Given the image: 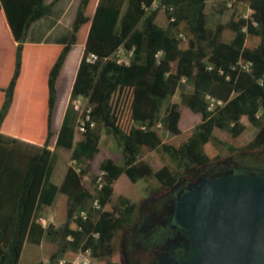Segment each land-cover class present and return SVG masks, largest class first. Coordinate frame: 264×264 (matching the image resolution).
Wrapping results in <instances>:
<instances>
[{
	"label": "trees",
	"instance_id": "obj_1",
	"mask_svg": "<svg viewBox=\"0 0 264 264\" xmlns=\"http://www.w3.org/2000/svg\"><path fill=\"white\" fill-rule=\"evenodd\" d=\"M229 1L227 7L225 0H157L151 7L152 0H79L68 38L43 73V133L34 142L1 128L20 78L27 30L57 0H0V34L15 42L11 70L0 75V264H18L25 244L40 251L28 264H41L43 256L71 257L83 248L91 250L96 264H118L113 240L128 226L135 207L122 192L114 194L121 174L129 180L124 189L147 178L168 186L186 169L223 159L225 152L264 150V84L258 83L264 75V0ZM243 5L251 9L246 18ZM209 8L219 14L229 11L223 21L209 26ZM158 12L163 16L160 23ZM118 45L132 49L129 65L116 64L111 57ZM88 53L97 59L87 62ZM182 76L189 89L162 110L163 101L183 84ZM206 94L222 105L208 108ZM77 95L87 98L95 125L75 138L72 100ZM183 107L199 114L200 120L180 129ZM23 111L34 116L38 107ZM156 122L160 127H154ZM247 125L253 127L251 135L240 143ZM101 127L118 141L121 164L100 147ZM160 129L171 136L163 139ZM214 129L225 131V138L219 140ZM60 148L61 167L66 166L60 173L61 167L57 169L60 179L54 182L51 175ZM152 151L162 161L161 153H167L176 167L163 162L153 169L145 160ZM247 157L251 176L263 179L260 157ZM68 160H74L79 173ZM83 173H89L93 183L99 175L100 186L85 187ZM57 194L63 195L58 218L48 211L55 225L43 227L36 219ZM94 200L97 208L92 207Z\"/></svg>",
	"mask_w": 264,
	"mask_h": 264
},
{
	"label": "flooded vegetation",
	"instance_id": "obj_2",
	"mask_svg": "<svg viewBox=\"0 0 264 264\" xmlns=\"http://www.w3.org/2000/svg\"><path fill=\"white\" fill-rule=\"evenodd\" d=\"M245 154L253 152L190 167L173 184L145 195L134 207L128 226L119 230L118 264H192L199 254L187 223L192 194L202 180L213 183L251 176Z\"/></svg>",
	"mask_w": 264,
	"mask_h": 264
},
{
	"label": "water",
	"instance_id": "obj_3",
	"mask_svg": "<svg viewBox=\"0 0 264 264\" xmlns=\"http://www.w3.org/2000/svg\"><path fill=\"white\" fill-rule=\"evenodd\" d=\"M186 214L199 251L192 264H264V178L202 180Z\"/></svg>",
	"mask_w": 264,
	"mask_h": 264
},
{
	"label": "rangeland",
	"instance_id": "obj_4",
	"mask_svg": "<svg viewBox=\"0 0 264 264\" xmlns=\"http://www.w3.org/2000/svg\"><path fill=\"white\" fill-rule=\"evenodd\" d=\"M68 1L69 0H57V2L53 5L51 9V12L47 16L33 22L30 25L29 32L27 34V40L30 41L35 38H38L42 34V31L44 32L45 28H47L49 30L47 33L48 39H52V37L54 38L55 36L58 35L60 38V42L66 41L70 32L71 22L74 17L75 10L78 4V0H71L68 8L64 11V8ZM216 1L219 0H208L209 3H213ZM225 1H229V0H225ZM242 9L243 11L245 10V5H243ZM228 11L229 10H224L223 13L219 14L209 8L207 13V24L211 26L217 20L223 21L227 17ZM88 14H90V12H88ZM161 20L163 21V16L161 12H158L156 16V21L160 23ZM82 36L83 35H81L77 39L76 50H78L80 42L83 40ZM12 44L13 41L7 34H3V33L0 34V75L6 74L8 69L11 70V66L13 62ZM29 46L30 45L26 46V49H29ZM188 89H189V83L187 82L179 85L176 93L170 98L163 101L161 109L163 110L164 106L168 102L178 100L180 91L188 90ZM199 120H200L199 114H194L187 107H183L178 121V126L180 129L189 128ZM252 129L253 127L251 125H247V127L238 137L240 143H245L248 140L249 136L251 135ZM159 134L163 139H166L171 136L169 132L163 129L159 130ZM214 135L219 140H223L226 136V133L223 130L214 129ZM100 136H101L99 140L100 147L109 150V152L114 156L116 161L121 164L122 156L118 141L115 138L111 137L108 133H106L102 127L100 131ZM216 146L220 151L222 152L224 151L220 144H216ZM63 150L64 149L60 148V152L58 153V160L54 165V169L51 175V179L54 182H58L60 179V177L58 178V175H56V171L62 165ZM251 152H253V154L250 155L245 154L243 156L247 164L251 165V162H249L247 156H250L251 158L254 159L260 157L259 161L264 163V154L261 153V148H256ZM236 153L240 154L238 153V151H236V152H232V154L225 152V155L230 154L237 156ZM161 157L163 161L158 157V155L155 152L152 151L145 156V160L153 169L158 168V166L163 162H165L171 168L176 167L177 165L176 161L173 158H171L167 153L162 152ZM64 166H66L65 163ZM63 167H61L59 173L62 171ZM128 181H129L128 178L124 174H121L116 181L114 194L122 192L131 201L135 203V206L139 204L140 200L145 195L163 187V185H161L155 178H147V179H140L135 183H130V185L127 186L126 189H124L123 185L126 184ZM89 187L90 186H88V188ZM62 198H63L62 194H57L52 204L44 208L46 212L48 211L53 212L55 219L58 218L60 211V203L62 201ZM53 225H55V221H53ZM113 243L118 249L119 231L116 233ZM38 256H40V251L36 246L31 244H25L22 250V254L19 258L18 264H28L30 262H33Z\"/></svg>",
	"mask_w": 264,
	"mask_h": 264
},
{
	"label": "crops",
	"instance_id": "obj_5",
	"mask_svg": "<svg viewBox=\"0 0 264 264\" xmlns=\"http://www.w3.org/2000/svg\"><path fill=\"white\" fill-rule=\"evenodd\" d=\"M70 2L71 0L67 2L64 11L68 8ZM94 4L95 2L92 3V8ZM48 14H46L45 16H47ZM41 18H39L38 20H40ZM29 28L27 30V34L29 32ZM86 30L87 26L84 29V34L86 33ZM48 31L49 30L45 28L44 32L42 31V34L38 38L30 41L27 40L26 34L22 52V70L20 78L15 87L12 106L8 114L4 118L1 128V132L3 133L34 142L40 141L43 133V116L41 113V107L43 106L45 99L44 86L42 82L43 73L51 63L53 55L56 53L57 48L65 43V41L60 42V38L58 35L54 38L52 37V39H48ZM14 45L15 42L13 41L12 46ZM28 45H30L29 49H26V46ZM32 106L34 108L38 107V112H35L34 116H29L26 111L23 110H25L26 108H31ZM47 213L48 212H46V210L44 209L38 215L36 219L38 223H40V220L44 218ZM45 240H48V238L45 237Z\"/></svg>",
	"mask_w": 264,
	"mask_h": 264
},
{
	"label": "built area",
	"instance_id": "obj_6",
	"mask_svg": "<svg viewBox=\"0 0 264 264\" xmlns=\"http://www.w3.org/2000/svg\"><path fill=\"white\" fill-rule=\"evenodd\" d=\"M157 5V0H152L151 7H155ZM231 5V1H227L226 6L229 7ZM251 12V9L245 5V10L242 12V16L244 18L248 17ZM160 51H157L155 56H158ZM133 56V51L130 48H125L122 45H118L113 50L111 57L113 58L114 62L119 65H129L131 58ZM106 58V57H105ZM104 58V59H105ZM97 59V56L93 53H88L85 57L87 62H94ZM185 77H180L179 83H184ZM259 84H264V75L259 77L258 79ZM205 99L208 101V108H213L214 106L222 105V101L220 99H216L209 94H206ZM72 108L76 111V118H75V138L78 136L79 133L84 132L87 128L94 127L95 123L91 118L90 114V106L87 102V98L82 95H77L72 100ZM154 127H160V123L156 122ZM140 128L144 129L145 125H140ZM67 165H70L77 173L80 172V168L75 165L74 160H68ZM82 184L88 188V186H92V184H97L100 186L99 183V175L95 178L94 183L91 180V176L89 173L80 174ZM89 187V188H90ZM92 207L97 208L98 203L96 200L92 202ZM79 215L84 218L86 216V212L84 210L79 212ZM54 217L51 212H48L47 215L40 220V223L43 227L53 224ZM69 238V237H67ZM41 264H96V259L92 256L91 250L89 248H83L76 252L75 255L71 257H64L58 256L54 259H50L49 257H41Z\"/></svg>",
	"mask_w": 264,
	"mask_h": 264
}]
</instances>
